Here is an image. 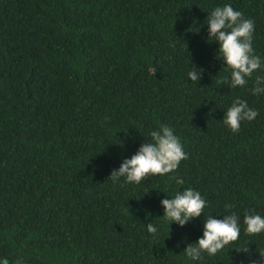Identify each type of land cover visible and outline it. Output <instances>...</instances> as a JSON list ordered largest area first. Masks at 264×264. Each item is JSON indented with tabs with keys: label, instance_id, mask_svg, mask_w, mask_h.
<instances>
[{
	"label": "trees",
	"instance_id": "trees-1",
	"mask_svg": "<svg viewBox=\"0 0 264 264\" xmlns=\"http://www.w3.org/2000/svg\"><path fill=\"white\" fill-rule=\"evenodd\" d=\"M227 4L254 22L264 62V0H0V260L264 264V233L243 222L264 217V93L250 91L264 69L244 88L221 83L231 70L206 19ZM237 98L259 115L233 133ZM161 125L188 159L140 184L110 178ZM188 188L203 215L171 224L161 201ZM232 213L239 239L188 258L205 219Z\"/></svg>",
	"mask_w": 264,
	"mask_h": 264
},
{
	"label": "clouds",
	"instance_id": "clouds-1",
	"mask_svg": "<svg viewBox=\"0 0 264 264\" xmlns=\"http://www.w3.org/2000/svg\"><path fill=\"white\" fill-rule=\"evenodd\" d=\"M209 29V41L219 44L217 58H222L226 68L231 70L230 79L225 77L221 83L231 88H244L253 73L264 69V62L254 53L252 47L254 22L245 19L240 11L231 4L218 6L207 17ZM201 73L195 70L188 73L191 81L201 79ZM264 77L255 78V87L250 91L253 95L264 93ZM259 113L250 108L243 99H234L223 118L224 124L233 132L238 133L241 123L253 121ZM151 142L144 143L130 159H125L118 170H113L110 178L119 180L124 177L127 183L140 184L149 176H163L174 173L181 161L188 159L180 138L175 135L173 128L161 125L158 130L150 133ZM177 185H183L182 178L172 176ZM165 209L162 216L172 223L184 227L190 221L203 215L206 201L200 192L191 188L182 192L177 191L173 198H165L161 201ZM246 232L250 235L264 233V217L258 214H246L244 216ZM147 230L153 236L158 234V229L152 223L147 224ZM239 217L232 213L225 215L223 219L208 216L204 222L203 236L196 242L187 246L184 253L191 260L201 259L202 253L215 256L225 246L236 242L240 237ZM244 251H248L245 249ZM264 256V253H261ZM0 264H9L7 258L0 260ZM16 264H21L18 260Z\"/></svg>",
	"mask_w": 264,
	"mask_h": 264
}]
</instances>
